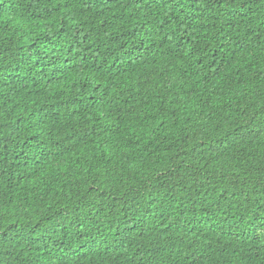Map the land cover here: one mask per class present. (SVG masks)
<instances>
[{"label":"trees","instance_id":"obj_1","mask_svg":"<svg viewBox=\"0 0 264 264\" xmlns=\"http://www.w3.org/2000/svg\"><path fill=\"white\" fill-rule=\"evenodd\" d=\"M0 264H264V0H0Z\"/></svg>","mask_w":264,"mask_h":264}]
</instances>
